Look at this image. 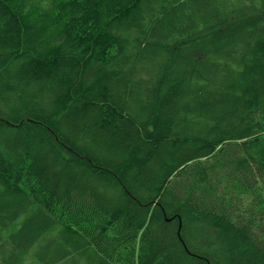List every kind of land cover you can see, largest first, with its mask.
<instances>
[{"label": "trees", "instance_id": "16d2710c", "mask_svg": "<svg viewBox=\"0 0 264 264\" xmlns=\"http://www.w3.org/2000/svg\"><path fill=\"white\" fill-rule=\"evenodd\" d=\"M0 264H264V0H0Z\"/></svg>", "mask_w": 264, "mask_h": 264}]
</instances>
